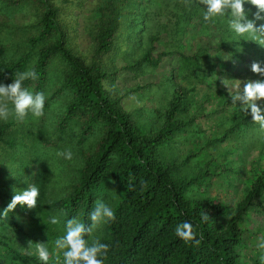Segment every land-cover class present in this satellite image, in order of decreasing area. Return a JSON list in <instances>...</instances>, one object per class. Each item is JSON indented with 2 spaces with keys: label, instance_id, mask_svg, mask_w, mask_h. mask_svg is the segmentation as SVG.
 I'll return each mask as SVG.
<instances>
[{
  "label": "trees",
  "instance_id": "obj_1",
  "mask_svg": "<svg viewBox=\"0 0 264 264\" xmlns=\"http://www.w3.org/2000/svg\"><path fill=\"white\" fill-rule=\"evenodd\" d=\"M4 1V8L27 10L32 20L22 26L18 43H0V83H11L18 72L34 68L38 79L26 80L24 86L33 92H44V116L54 130L64 133L67 128H76L78 158L74 178L61 195L39 198L32 209L18 204L6 220L0 221V264H41L35 255L29 257L21 252L29 241L33 249L36 242H43L53 250L58 236L55 225L48 223L49 217L60 214L62 226L73 217L90 224L89 213L97 200L111 206L116 216L93 234L110 245L105 264H243L244 217L251 211L264 214V172L256 174L243 196L231 204L206 191L207 179L214 176L209 158L196 170H186L182 166L190 155L176 162L166 159L160 147L174 141L196 119L197 114L190 112L191 95L215 73L211 51L232 46L235 54L249 51L255 59L263 60L264 46L237 37L227 17L204 21L206 9L199 0H190V6L185 0H96L86 22L93 46L91 58L86 61L68 44L56 0ZM163 10L175 16L182 32L193 26L207 39L216 30L219 38L190 54L178 53L180 82H173L167 106L157 116L159 124L145 128L106 88L105 82L114 71L108 68L104 56H110L120 30L125 29L130 42L127 55L133 54L135 44L145 45L141 55L123 67L132 71L145 65L157 67L161 57L171 52L162 50L152 55L157 35L144 38L143 33L151 25L148 20ZM245 10L249 19L255 18V6L246 3ZM124 16L125 24L121 20ZM256 24H264V19ZM12 122L0 120V143L10 147L14 146ZM253 124L250 113L235 114L224 137ZM41 145L43 150L45 146ZM41 155L31 159L38 166L35 177L45 174L44 154ZM31 160L18 167L20 174L28 171ZM6 170L4 160H0V214L14 194V188L7 183ZM37 181L41 183L42 179ZM18 208L28 215V223H23ZM205 211L210 216L207 222L201 219ZM183 221L198 226L197 238L202 237L199 246L185 243L175 234L176 226ZM59 254L62 259V251ZM54 260L55 256L49 264ZM260 263L264 264V260Z\"/></svg>",
  "mask_w": 264,
  "mask_h": 264
},
{
  "label": "rangeland",
  "instance_id": "obj_2",
  "mask_svg": "<svg viewBox=\"0 0 264 264\" xmlns=\"http://www.w3.org/2000/svg\"><path fill=\"white\" fill-rule=\"evenodd\" d=\"M56 1L60 6L59 19L67 29L69 46L79 57L90 60L93 46L86 22L96 0ZM4 3V0H0V43L10 46L21 39V33L24 31L22 26L32 20V14L27 10L9 11L4 8ZM154 15L156 17L148 20L151 25L143 36L147 38L152 34L157 35L152 55L156 56L162 50L171 52L161 57L157 67L145 65L139 71L123 67L128 61L139 57L142 46L145 45L143 42L135 44L133 54L127 55L125 51L130 50V42H127V31L123 28L117 37L116 46L109 53L110 56H104L108 68L114 71L108 77L110 80L105 82L106 88L113 96L119 98L121 105L145 128L159 124L158 117L167 106L172 84L180 82L181 60L178 53L190 54L198 46L207 45L210 41L213 44L216 38H219L216 30H213V35L207 39L206 35L197 33L193 26L188 32H182L171 12L163 10ZM121 20L125 24L126 16ZM226 48L214 53L211 51L215 73L192 91L193 107L190 112L197 114L193 124L178 133L174 141L172 139L171 143H165L160 148L163 149L166 159L173 158L176 162H181L184 157L190 155L189 160L182 166L186 170H196L206 164L209 158L214 176L207 179V193L234 204L243 196L254 176L264 172V131L254 123L246 130L224 137L223 132L232 121V116H243L244 113L240 111L239 101L237 105L232 104L230 93L222 81L225 80L230 86L241 84L242 90L243 82L248 79L264 78L251 71L253 61L264 59H255L256 56L249 51L241 50L239 54H235L232 46ZM46 114H49V111ZM9 119L13 120L10 133L14 138V146L0 143V160L5 162L8 185L19 191L26 189L29 184H37L40 188V199L61 195L64 186L72 181L76 173V128H67L64 133L54 130L52 122L44 114L34 117L29 113L23 121L12 117ZM215 137L222 138L215 140ZM41 144L45 146L43 150ZM66 150H71V160L57 156L58 152ZM41 154H44L45 174L35 177L38 166L31 159L42 156ZM28 159L33 163L29 164L28 171L22 175L18 167ZM37 179H42V182L39 183ZM17 213L23 223H28L29 218L24 211L18 208ZM55 216L60 220L59 224H54L55 235L59 238L65 234V226L61 225V215L55 213ZM243 225L244 245L241 250V262L261 264L260 257L264 256V250L258 249L256 245L264 238V214L251 211L244 217ZM255 258L258 259L257 263Z\"/></svg>",
  "mask_w": 264,
  "mask_h": 264
},
{
  "label": "clouds",
  "instance_id": "obj_3",
  "mask_svg": "<svg viewBox=\"0 0 264 264\" xmlns=\"http://www.w3.org/2000/svg\"><path fill=\"white\" fill-rule=\"evenodd\" d=\"M186 6H190V0H185ZM205 6L203 19L212 22L214 18L227 17V24L230 30L239 38L251 40L264 46V24L257 25V20L264 19V0H199ZM250 3L257 11L254 19H249L245 10V4ZM264 61H253L251 71L259 77H264ZM38 79L34 68L18 72L11 83H0V119L8 120L10 117L23 121L29 113L34 117H41L44 114L46 96L44 92H33L24 86L26 80ZM231 96L233 105L239 101L240 111L244 115L249 114L252 121L259 125L264 131V78L248 79L241 84L230 86L225 80L222 81ZM57 156L71 160V150L58 152ZM40 188L37 184H29L26 189L14 190L10 203L0 214V221L6 220L9 212L13 211L19 204L32 209L37 206L40 198ZM116 219L114 209L102 200H97L95 207L89 213L90 224L82 222L79 218L73 217L66 221L65 234L55 240L54 248L49 250L47 243L36 242L32 248L31 241L22 250L21 254L26 256L35 255L41 264H49L53 256V264H105L110 245L102 243L93 234L103 224ZM201 219L207 222L210 216L207 211L201 213ZM50 224H59L57 216H50ZM197 227L190 221H183L175 228V234L185 243H193L199 246L202 240L197 238ZM256 247L264 250V238L257 242ZM63 259L61 260L60 252ZM264 260V256L260 257Z\"/></svg>",
  "mask_w": 264,
  "mask_h": 264
}]
</instances>
